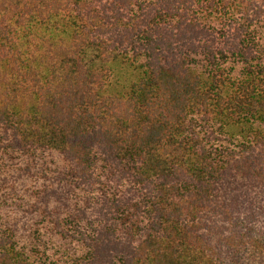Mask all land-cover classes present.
Segmentation results:
<instances>
[{
	"label": "trees",
	"instance_id": "trees-1",
	"mask_svg": "<svg viewBox=\"0 0 264 264\" xmlns=\"http://www.w3.org/2000/svg\"><path fill=\"white\" fill-rule=\"evenodd\" d=\"M0 264H264V0H0Z\"/></svg>",
	"mask_w": 264,
	"mask_h": 264
}]
</instances>
